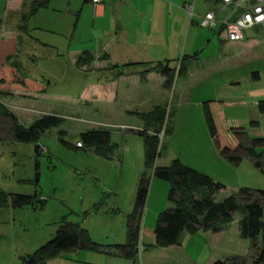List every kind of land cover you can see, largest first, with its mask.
Here are the masks:
<instances>
[{"label":"rangeland","instance_id":"obj_1","mask_svg":"<svg viewBox=\"0 0 264 264\" xmlns=\"http://www.w3.org/2000/svg\"><path fill=\"white\" fill-rule=\"evenodd\" d=\"M165 1L179 8L193 2L192 16L187 12L183 16L164 12L155 17L157 28L154 31L149 32L148 27L142 30L151 33L155 42H161V60L163 56L167 57L169 68L177 67L180 57L196 56L187 61L184 76H174L171 87L161 85L159 88V104L164 115L156 135L159 156L154 166H167L172 160H178L182 165L209 176L223 186L216 200L239 189L264 192V161L257 168L242 152L237 153L235 163L223 157L217 150L216 140L210 135L203 105L206 100L229 104L222 110L226 117L233 119H216L215 123L220 142L233 148L232 131L242 127L250 139L260 135L264 150V117L257 127L251 126L249 123L254 120L255 108L247 103L264 99V41L250 49L231 47L223 50L210 29L197 25L206 11L216 12V6L207 0ZM61 2L52 0L48 9L29 17L25 24L26 42L16 54L26 77L41 85L44 93L35 99L0 94L1 105L17 117L22 126L29 124L25 116L32 120L41 115H55L62 119L58 127L46 131L38 139L39 152H35L32 143L9 140L8 120L0 116V191L22 195L35 193L44 202L42 207L34 204L36 208L33 209L9 206L0 209V264H17L20 257L32 254L53 237L61 218L85 229L93 242L104 246L123 242L136 185L142 174L148 186L139 219L140 231H148L154 225L157 213L168 206L173 207L166 198L167 184L151 176L152 168H144V135L139 136L137 132L149 134L153 129L147 126L142 115H139L140 120L119 111L109 118L108 102L102 96L81 97L88 85L104 82L108 75V59L84 65L86 68L79 71L78 76H73L67 64L68 44L80 52H94V56L104 53L99 47L108 43V34L117 30L109 19L108 0L102 1L106 10L101 19H94L93 10L83 8L74 31L73 19L62 9ZM5 3L0 0V19L5 20L3 28L0 27V59L8 50L10 36L18 33L17 28L21 26L18 14L4 10ZM30 39L40 42V46L32 45ZM17 57L9 62L16 61ZM22 72L17 78L14 76L12 82L19 83L17 79ZM239 99L244 104H238ZM142 121L146 126L139 130ZM90 130L107 134V146L111 151L106 158L93 153L92 147L75 146L80 143V134ZM35 174L37 182L34 181ZM238 218V212L232 214L226 232L231 243L224 244L223 249L229 248L230 257L238 255L242 258L244 252L245 259L251 253L250 241L238 237ZM262 221L264 225V214ZM156 249L151 254L153 257L144 261L143 253H150V250L141 248L134 256V263L184 264L179 261L176 251L166 256L161 254L162 250ZM81 255L91 257L88 260L92 264L122 261L100 253L71 250L43 264H81Z\"/></svg>","mask_w":264,"mask_h":264},{"label":"trees","instance_id":"obj_2","mask_svg":"<svg viewBox=\"0 0 264 264\" xmlns=\"http://www.w3.org/2000/svg\"><path fill=\"white\" fill-rule=\"evenodd\" d=\"M86 2L87 0H83ZM45 6V2L38 3L35 9ZM13 55L4 57L7 64ZM93 56L83 51L77 57L75 64L77 66L89 65ZM188 58L180 57L177 67L169 68L168 61L164 64L156 63L141 75L148 72H155L164 78L163 86L169 88L174 76H184ZM12 68L19 72V63H12ZM132 66V65H124ZM120 66L118 68H122ZM116 68V67H113ZM175 73V74H174ZM117 76L120 72H116ZM253 78H257L253 75ZM22 82V81H20ZM19 82V83H20ZM205 121L207 122L210 135L216 140L218 152L229 162H237V153L245 152L255 167L260 168V162L264 161L263 151H259L257 146L262 143L261 139H248L244 133L233 130L234 146L233 148L221 145L222 142L216 137V127L213 124V118L207 109L208 102H204ZM256 108L259 114H264V99L257 102ZM163 110L155 108L152 111L142 115L146 124L153 129L150 134L143 131L137 132L139 136L144 135L142 139V154L144 168H152L151 176L161 180L168 185L167 201L173 204V208L164 210L157 214L155 224L150 230L153 235L154 248H166L177 244L178 236L181 232L192 234L198 230L217 231L219 227L225 226L232 220V214L238 212V237L250 241V261L240 257H229L223 261H215L212 264H264V192L253 191L249 189H239L228 196L216 200L217 193L223 188L220 184L214 182L209 176L202 174L192 168L182 165L178 160H172L165 167L154 166V161L159 155L156 151L158 143L156 135L159 133L160 125L163 120ZM0 116L8 120L9 140L16 143H32L34 151L38 152L36 145L38 139L48 130L56 128L62 122V119L52 115H42L35 118L28 126H22L17 123L15 117L0 103ZM59 134H62L59 131ZM107 134L103 131L90 130L80 134V146L92 147L93 153L106 158L111 151L107 146ZM257 149V150H256ZM38 177L35 174L34 181ZM147 181L142 174L137 182L133 210L130 218L134 224L126 231V242L120 246H114L124 257L135 264V247L140 231V215L147 194ZM38 203L40 207L44 202L39 199L35 193L33 195L5 194L0 191V209L9 206L11 208H36L34 204ZM86 249L94 252L102 251L103 247L90 241L87 232L79 227L78 224L66 222L61 218L58 222L53 237L46 243L39 246L30 255H24L19 258L17 264H43L46 260L54 258L61 253L75 250Z\"/></svg>","mask_w":264,"mask_h":264},{"label":"crops","instance_id":"obj_3","mask_svg":"<svg viewBox=\"0 0 264 264\" xmlns=\"http://www.w3.org/2000/svg\"><path fill=\"white\" fill-rule=\"evenodd\" d=\"M51 1L52 0H5L6 3L4 10L11 14H18L21 26H18L17 28L18 33L16 32L14 36H10V40L8 42V50H6L4 56H2V58L0 59V70L2 71L0 72V80H3V82L0 83V94L5 93L6 95L4 96L35 99L38 95L44 93V88H42L41 85H39L37 82L29 80V78L26 77V72L22 68V65L19 68V72L15 71V69L12 68L11 65L13 62H15L19 63L20 66V62L18 61V57L16 56V54L17 49H19L20 46L24 45L26 42V38L24 37L26 27L25 24L30 19L29 17H34L40 11L48 9V5ZM102 1L103 0H101V2L95 6L90 3V0H87L86 2L82 0V3H80V0H62L60 4L62 9L66 11L68 16L70 15V18L73 19L72 29L74 31L78 24L79 16L83 8L89 9L90 11L93 10L94 15L92 16L94 19H101L104 16L106 8L102 4ZM207 1H210L214 6L217 7L216 12H211L213 13L216 20L222 21L228 17L230 13L229 10L226 9L222 11L217 0ZM43 2H45V6L35 9V12L30 15L35 5L37 6L38 3ZM168 3L169 2H166L165 0H108L109 19L113 21L117 30L113 34H108V43L106 42L102 47H99V51L101 52L103 50L104 52L103 54H101V56H94V52L86 51L94 57L91 63H94L95 60L107 61L108 59V75L104 78L103 83H96V85H88L86 88H84L81 93V97L90 98L93 97L94 94L102 96L108 102L109 118H112L114 116L113 113L122 111V113H127L128 115L135 116L136 118L141 120L139 115H144L145 113H148L155 108H162L159 104L161 100L159 88L161 85L163 86L164 78H162L160 74L155 72H148L144 75H141V73L156 63L164 64L166 61H168V59L167 57L163 56L161 60V42H155V39L153 38L152 34H146V31L142 30V28L145 29L146 27H148L149 32L154 31V29L157 28V21L155 17L164 12H169L168 14H171V12H175L176 14L178 13L183 16V14L187 12V7H191V14L194 11L193 2L191 3V5H186L185 3H183L185 5L182 4L183 6L180 8ZM188 15L190 14L188 13ZM189 18L191 17L189 16ZM230 20H232V17L227 18V21ZM3 22H5V20L3 21L0 19L1 28H3L4 26ZM219 26L220 25H218L217 28L210 30L213 34L216 35L223 50L229 49L231 47H243L244 49H250L258 45L260 41H264V31L259 28H252L243 33V37L240 41L225 42L223 41L221 34H219ZM1 39L2 35L0 33V43L2 42ZM31 42H33L32 45L38 44L40 46V42L38 41L35 43V40L30 39V43ZM30 48H32V46ZM80 53L81 52L78 48H71L69 44L67 45V64L70 67L73 76H78L79 71L81 72V70H84V68H86H83V66H77L75 64L76 59L80 55ZM10 55L14 56L11 59L17 57V60L9 62L11 60L10 59L7 62L9 64L6 65L4 62V57ZM195 56L196 54H193V56H191V58H188V60L193 59ZM120 66L123 67L118 68ZM2 67L4 68L2 69ZM21 70L23 72L17 80L18 82H22H12L13 77L15 76L17 78L18 73H20ZM116 72H120L121 74L117 76ZM259 101L261 100L259 99L247 102L249 105L255 108V114H257H254V120L249 123L254 128L258 126V122L261 118L264 117V114H259L256 108V104ZM205 102H208V109L213 118L214 125L217 121L233 119L232 117H226L223 112L224 110H222L224 106H227L229 104L225 102H219L217 100H206ZM241 103L244 104L243 100L239 99L238 104ZM247 103L245 102V104ZM25 118L26 122H28L29 124L34 120H32L30 116H25ZM15 119L17 121V117H15ZM144 122L146 123L145 120ZM148 125L149 124L147 123V126ZM145 126L146 125H144L142 121L141 128H139L138 126L137 127L139 130H142ZM237 129L236 131L244 133L245 136L250 139L244 128L240 127ZM216 137L218 138L217 135ZM254 137L256 138L251 139H261L259 138L260 135H254ZM221 145H224L223 142ZM257 147H259L257 148L259 151L264 152V150L262 149L263 140L262 143L259 144V146ZM242 153L245 152L242 151ZM247 157L249 158V160H251L248 155ZM156 167L165 166L157 164ZM172 208L173 207L168 206L165 210H169ZM132 210L133 205L130 214L132 213ZM130 214L128 217L129 219L127 222V227L124 232L123 242L105 244L104 246V244L102 243L93 242L90 240L94 244L102 246V251L94 252L86 249H75V251L83 250L84 252L86 251L92 253H100L106 256L109 255L115 260L122 259V261L110 262V264H131L130 259L124 257L122 254H120L117 250L114 249V246H120L125 244L126 242V231L127 229L131 228L134 224L133 219L130 218ZM153 226L149 228L148 231L145 229L139 231V237L137 238L138 243L140 244L143 250L144 248H148L150 250V253H143L144 261L148 260L149 257L151 259L153 257V252H155L154 250H158L153 247L154 238L152 233L150 232ZM227 226L228 224L225 226H221L217 231L198 230L192 234L181 232L178 236L177 244L159 249L162 250L161 254L166 256L167 254H172L174 251H176V253L178 254L177 257L181 259L179 261H182V263L184 264H200L202 261L203 264H212L215 261H223L225 257L229 258L231 256L230 253H232L230 252L229 248L227 250L226 248L223 249L224 244L231 243V239L226 235V232L229 231L227 230ZM243 253L241 255L242 258H244ZM250 256L251 255L249 253V255L245 258L246 261H250ZM236 257L239 256L237 255ZM90 258L91 257H87V255H81L80 263L92 264L90 260H88Z\"/></svg>","mask_w":264,"mask_h":264},{"label":"built area","instance_id":"obj_4","mask_svg":"<svg viewBox=\"0 0 264 264\" xmlns=\"http://www.w3.org/2000/svg\"><path fill=\"white\" fill-rule=\"evenodd\" d=\"M101 0H90V3L95 6ZM220 9L229 10L228 17L232 20L227 21V18L222 21L215 19L213 13L206 12L198 20V27L206 29H215L219 26V34L225 42L240 41L243 33L252 28H259L264 31V0H217ZM187 12L191 15V7L186 8ZM76 147L80 144L76 143ZM139 237V234H138ZM141 250L138 243L135 247L136 254Z\"/></svg>","mask_w":264,"mask_h":264}]
</instances>
